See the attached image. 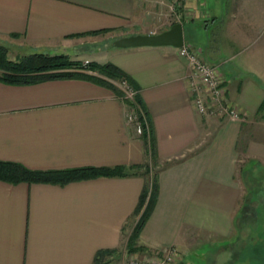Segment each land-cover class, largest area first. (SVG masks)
I'll return each mask as SVG.
<instances>
[{"label": "crops", "instance_id": "crops-1", "mask_svg": "<svg viewBox=\"0 0 264 264\" xmlns=\"http://www.w3.org/2000/svg\"><path fill=\"white\" fill-rule=\"evenodd\" d=\"M176 22L183 45L218 66L237 119L196 112L177 48L112 45ZM0 44L117 66L149 122L146 143L125 120L116 81L86 67L0 80V161L126 167L63 185L0 180V264H92L98 251L120 253L143 210L149 165L154 199L139 245L178 248L173 264H264V0H0Z\"/></svg>", "mask_w": 264, "mask_h": 264}, {"label": "trees", "instance_id": "trees-1", "mask_svg": "<svg viewBox=\"0 0 264 264\" xmlns=\"http://www.w3.org/2000/svg\"><path fill=\"white\" fill-rule=\"evenodd\" d=\"M88 68L97 71L100 74L114 81L126 80L125 74L111 63L96 64L88 63L83 66L78 60H71L63 55H47L43 53H33L25 57L21 62L11 61L6 57V47L0 45V80L9 84H28L38 81L41 78H63L74 77L78 73L69 69ZM136 102L145 111L141 100L137 94ZM259 111H264V100L260 104ZM146 142V141H145ZM136 168V167H132ZM124 166L115 167H81L61 170H34L29 169L19 163L0 161V180L11 184L19 182L25 183H52L63 185L70 181L96 176H123L125 175ZM154 177L152 176L151 186H144L139 197L135 212L139 215L132 231L130 232L125 249L129 253H138L139 255L151 254L138 244V237L142 227L147 220L153 206L154 199ZM144 207V208H143ZM119 251H98L92 264H108L106 257L112 256L113 260H118Z\"/></svg>", "mask_w": 264, "mask_h": 264}, {"label": "built area", "instance_id": "built-area-1", "mask_svg": "<svg viewBox=\"0 0 264 264\" xmlns=\"http://www.w3.org/2000/svg\"><path fill=\"white\" fill-rule=\"evenodd\" d=\"M178 54L185 58L191 70L187 77L188 89L194 109L200 115H209L215 118H238V110L226 97L225 80L218 66L207 61L200 52L190 50L182 45L177 48ZM123 92L125 103V120L133 127L138 135H145L146 143L149 140V122L146 112L136 102V91L125 80L116 81ZM181 251L176 247H169L161 252L139 255L143 260H127L122 264H173L179 258Z\"/></svg>", "mask_w": 264, "mask_h": 264}, {"label": "water", "instance_id": "water-1", "mask_svg": "<svg viewBox=\"0 0 264 264\" xmlns=\"http://www.w3.org/2000/svg\"><path fill=\"white\" fill-rule=\"evenodd\" d=\"M112 45L116 48L144 46H172L179 48L183 45L182 25L176 22L158 33L134 34L119 37L112 42Z\"/></svg>", "mask_w": 264, "mask_h": 264}, {"label": "rangeland", "instance_id": "rangeland-1", "mask_svg": "<svg viewBox=\"0 0 264 264\" xmlns=\"http://www.w3.org/2000/svg\"><path fill=\"white\" fill-rule=\"evenodd\" d=\"M0 45L6 47V57L14 62H21L24 60L25 57H28L31 54L30 52H27L25 49H21V47H18V46L8 45V44L7 45L0 44ZM149 171H150V174H149V185L148 186L150 187L151 182H152V176L154 174V173L152 174L151 165H149ZM125 247H126V244L124 246V249H122L118 255V261L116 260L118 264H122V261L126 262L127 260L129 261L131 259H133V261L134 260L141 261L144 259V257L141 258L138 253H129L125 249Z\"/></svg>", "mask_w": 264, "mask_h": 264}]
</instances>
